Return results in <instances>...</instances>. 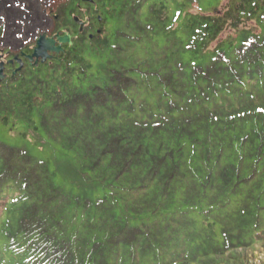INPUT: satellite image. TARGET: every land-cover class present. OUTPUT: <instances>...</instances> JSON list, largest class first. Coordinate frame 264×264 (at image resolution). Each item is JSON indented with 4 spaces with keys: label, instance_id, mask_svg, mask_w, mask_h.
Listing matches in <instances>:
<instances>
[{
    "label": "trees",
    "instance_id": "1",
    "mask_svg": "<svg viewBox=\"0 0 264 264\" xmlns=\"http://www.w3.org/2000/svg\"><path fill=\"white\" fill-rule=\"evenodd\" d=\"M64 4L58 23L78 31ZM201 5L98 0L101 35L0 81L4 123L37 124L111 191L72 199L46 161L0 141V264L264 257V0ZM252 21L260 32L241 29Z\"/></svg>",
    "mask_w": 264,
    "mask_h": 264
},
{
    "label": "flooded vegetation",
    "instance_id": "2",
    "mask_svg": "<svg viewBox=\"0 0 264 264\" xmlns=\"http://www.w3.org/2000/svg\"><path fill=\"white\" fill-rule=\"evenodd\" d=\"M61 2L72 4L83 15L81 18L78 15L73 16L79 26L78 31L58 23L59 15L53 6H60ZM97 3L98 0H0V64L4 65V79L23 70L37 69L61 60L77 41H85V31L88 32V39L94 40L101 28L95 23L97 7L91 10L89 5L97 6ZM77 18L85 23L84 31H81V23L77 22ZM98 18L100 21L101 18ZM66 36L71 38V43L61 44L59 38ZM42 38L54 40L55 45L52 47L61 48V51H48L49 58L46 62L37 58L31 60L30 57H33Z\"/></svg>",
    "mask_w": 264,
    "mask_h": 264
},
{
    "label": "rangeland",
    "instance_id": "3",
    "mask_svg": "<svg viewBox=\"0 0 264 264\" xmlns=\"http://www.w3.org/2000/svg\"><path fill=\"white\" fill-rule=\"evenodd\" d=\"M230 1L202 0L200 9H192V13L214 14L213 12L217 8L222 13L227 9L226 6ZM172 11L177 13L178 8L174 5ZM180 24L179 22L177 28L180 27ZM107 28L111 36L115 27L110 22L107 24ZM241 29L260 32V28L257 27L255 21L250 22L247 26L243 25ZM0 141L25 149L32 156L46 161L55 174L57 186L72 199L96 201L111 196L109 187L103 182L85 179L83 171L77 163L75 153L64 149L59 142L48 138L37 124H30L14 119H11L6 124L0 118ZM256 254V260L252 264H264V257H260V252H256Z\"/></svg>",
    "mask_w": 264,
    "mask_h": 264
},
{
    "label": "water",
    "instance_id": "4",
    "mask_svg": "<svg viewBox=\"0 0 264 264\" xmlns=\"http://www.w3.org/2000/svg\"><path fill=\"white\" fill-rule=\"evenodd\" d=\"M85 2H93V0H84ZM78 23H81V30H84V24L82 22H80L79 19H76ZM101 33V31L99 32ZM59 41L61 44H68L71 43V38L69 36L66 37H60ZM53 45H55V41L54 40H46L45 38H42L41 40H39L38 42V47L35 50V53L33 55V57H30L31 60H33L34 58L37 59H43V62H46L47 59L49 58L48 55V51H52L55 53H59L61 51V48H54L52 47ZM0 78L4 79L5 75H4V65L0 64ZM22 67L19 69V71H21Z\"/></svg>",
    "mask_w": 264,
    "mask_h": 264
}]
</instances>
